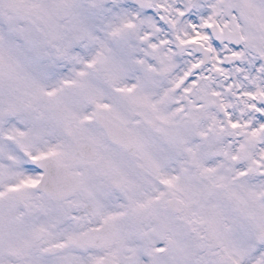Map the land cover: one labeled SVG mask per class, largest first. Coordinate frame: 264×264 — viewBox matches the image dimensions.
<instances>
[{"label": "snow or ice", "instance_id": "obj_1", "mask_svg": "<svg viewBox=\"0 0 264 264\" xmlns=\"http://www.w3.org/2000/svg\"><path fill=\"white\" fill-rule=\"evenodd\" d=\"M0 264H264V0H0Z\"/></svg>", "mask_w": 264, "mask_h": 264}]
</instances>
